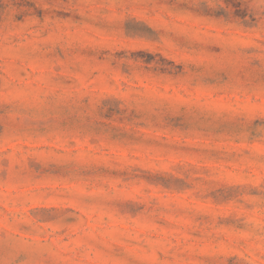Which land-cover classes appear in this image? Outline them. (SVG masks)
I'll use <instances>...</instances> for the list:
<instances>
[{
  "label": "rangeland",
  "instance_id": "obj_1",
  "mask_svg": "<svg viewBox=\"0 0 264 264\" xmlns=\"http://www.w3.org/2000/svg\"><path fill=\"white\" fill-rule=\"evenodd\" d=\"M0 264H264V0H0Z\"/></svg>",
  "mask_w": 264,
  "mask_h": 264
}]
</instances>
